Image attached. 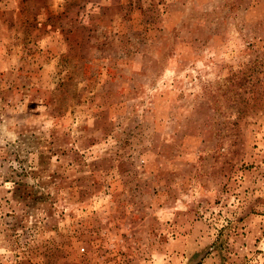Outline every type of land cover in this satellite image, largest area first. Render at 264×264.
<instances>
[{
	"label": "rangeland",
	"instance_id": "1",
	"mask_svg": "<svg viewBox=\"0 0 264 264\" xmlns=\"http://www.w3.org/2000/svg\"><path fill=\"white\" fill-rule=\"evenodd\" d=\"M0 264H264V0H0Z\"/></svg>",
	"mask_w": 264,
	"mask_h": 264
}]
</instances>
